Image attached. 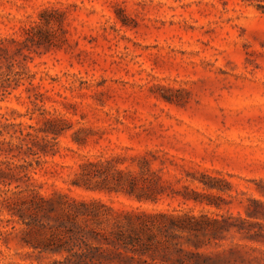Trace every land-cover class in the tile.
<instances>
[{
    "label": "rangeland",
    "instance_id": "obj_1",
    "mask_svg": "<svg viewBox=\"0 0 264 264\" xmlns=\"http://www.w3.org/2000/svg\"><path fill=\"white\" fill-rule=\"evenodd\" d=\"M48 120L58 137L42 132ZM87 160L137 177L149 162L165 194L141 204L99 178L74 186ZM25 172L48 198L200 221L198 237L177 232L170 249L113 264H264V9L0 0V264L64 262L32 245L51 238L49 227H29L5 203L26 188Z\"/></svg>",
    "mask_w": 264,
    "mask_h": 264
},
{
    "label": "trees",
    "instance_id": "obj_2",
    "mask_svg": "<svg viewBox=\"0 0 264 264\" xmlns=\"http://www.w3.org/2000/svg\"><path fill=\"white\" fill-rule=\"evenodd\" d=\"M242 1L256 3L264 9V0ZM28 36L26 41L34 40L33 35ZM46 125L42 132L47 137L51 134L57 137L60 135L56 131L57 121L48 120ZM44 141L42 153H46L49 146L47 140ZM154 175L149 162L141 166L137 177L130 171L117 169L112 161L87 160L81 166V172L73 185L90 189L92 181L99 178L101 184L114 186L108 187L109 191L125 193L141 204L158 203L165 191ZM17 180L24 181L26 188L15 193L14 198H6L5 203L10 212L29 227L36 226L39 232L49 227L51 238L44 244L32 245L41 253L67 254L64 262L55 264H113L115 261L143 260L145 256L152 257L160 250L170 249L172 241L169 236L177 232L196 235L199 231L193 228L200 225L195 217L183 219L168 213L141 209L115 211L100 201H80L61 193L57 199L48 198L36 190L34 178L29 173L25 172ZM204 185L214 189L211 184ZM50 214L57 215L51 218ZM26 217L31 222H26ZM249 217H252L251 214ZM43 219H54L56 224H44ZM207 221L221 224L219 220ZM187 222L191 225L186 224ZM195 247L199 249L200 246L196 244Z\"/></svg>",
    "mask_w": 264,
    "mask_h": 264
}]
</instances>
